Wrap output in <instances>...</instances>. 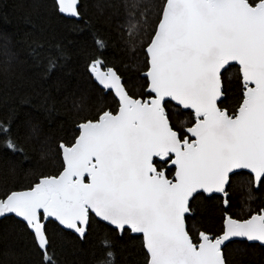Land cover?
I'll return each mask as SVG.
<instances>
[{
  "label": "snow or ice",
  "instance_id": "snow-or-ice-1",
  "mask_svg": "<svg viewBox=\"0 0 264 264\" xmlns=\"http://www.w3.org/2000/svg\"><path fill=\"white\" fill-rule=\"evenodd\" d=\"M55 7L84 22L80 0ZM116 7L127 59L109 62L103 38L79 52L115 108L101 100L86 109L72 139L58 143L55 171L0 188V218H17L40 264H61L54 237L87 243L97 232L96 264H115V235L139 239L143 264H231L237 239L264 245V0ZM63 58L57 47L48 70ZM37 134L14 113L0 118L8 153L25 155ZM209 208L220 213L218 230L203 223Z\"/></svg>",
  "mask_w": 264,
  "mask_h": 264
},
{
  "label": "trees",
  "instance_id": "trees-1",
  "mask_svg": "<svg viewBox=\"0 0 264 264\" xmlns=\"http://www.w3.org/2000/svg\"><path fill=\"white\" fill-rule=\"evenodd\" d=\"M120 2L80 0L84 22H79L59 13L55 0H0V118L14 113L20 124L38 128L25 155L0 149V188L23 187L37 170L55 171L57 145L72 139L76 122L87 114L86 109L101 100L115 108L112 98L104 100L90 79L79 52L93 48L94 41L103 38L109 62L119 65L127 59L121 36L124 13L116 7ZM57 47L63 50L64 58L49 71L48 60L55 58ZM142 61L141 56V65ZM235 73L233 68L229 77L234 78ZM141 83L133 77L137 91ZM261 195L257 193V201L251 203H258ZM236 196L239 200V193ZM237 210L246 211L242 204ZM219 215L218 209L209 208L203 223L218 230ZM100 236L94 233L87 243L75 235L54 237L61 264H96L95 241ZM112 240L115 264H143L138 238L115 235ZM229 252L231 264H264V245L259 243L235 241ZM40 259L17 218L1 219L0 264H40Z\"/></svg>",
  "mask_w": 264,
  "mask_h": 264
},
{
  "label": "water",
  "instance_id": "water-1",
  "mask_svg": "<svg viewBox=\"0 0 264 264\" xmlns=\"http://www.w3.org/2000/svg\"><path fill=\"white\" fill-rule=\"evenodd\" d=\"M55 2H56V0H55ZM62 15H64V16L67 17V18H74V17H71V16H67V15H65V14H62ZM1 219H3V218H0V220H1ZM236 241H242V240L237 239Z\"/></svg>",
  "mask_w": 264,
  "mask_h": 264
}]
</instances>
